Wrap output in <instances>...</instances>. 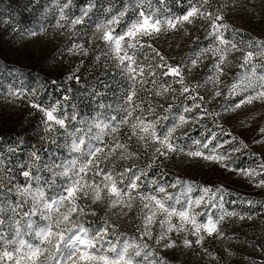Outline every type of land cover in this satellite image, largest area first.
Returning <instances> with one entry per match:
<instances>
[{"label":"snow or ice","instance_id":"obj_1","mask_svg":"<svg viewBox=\"0 0 264 264\" xmlns=\"http://www.w3.org/2000/svg\"><path fill=\"white\" fill-rule=\"evenodd\" d=\"M71 2L72 0H66L61 7L56 27H65L61 21L69 20L64 9ZM143 3L144 0H129L127 7L118 11L109 9V18L95 25V30L99 33L96 38L103 41L106 52L113 54L118 61L116 67L132 81L125 97L126 106L122 108L126 115L118 121L116 116L110 117L114 122L112 124L96 122L94 119L87 129L75 128L68 133L71 137L69 155L72 158L60 163L53 161L51 165L45 164L44 167L51 172V176L44 184L40 183V176L35 175L31 167L21 172L25 178L23 185L13 184L14 177L6 179L0 173V185L8 186L9 191L15 187L20 197L14 202L0 200V264H167L159 255L161 250L201 246L206 236L222 239L223 230L220 225L225 217H236L241 221L253 219L250 213L228 211L223 207L224 196L228 194L223 188L202 187L199 191L210 195L207 198L204 195L193 197L191 193L195 186L191 181L175 177L167 182L151 178L150 173L157 160L163 162L173 155H179L219 164L228 171L237 172L249 179L256 187L264 188V159L254 153V158L260 160L255 169L234 168L231 163L233 155L246 150L249 145L238 140L220 123L223 114L234 113L256 102L264 104V63L255 62L256 58L264 57V41L245 45L226 37L229 26L224 22V9L229 4L235 7L238 0H227V3L220 4L215 11L208 10L211 7L210 0H195L185 14L165 16L163 19L156 12H146ZM129 8L138 10L135 11V19L126 25V29L117 32L116 28ZM86 16L85 11L81 16L71 19L70 26L75 28L76 25L84 24ZM197 19L206 22L203 27H206L205 39L209 43L199 50L194 49L193 56L182 58L177 64L169 63L167 57L143 39H156L158 34L169 29L179 30L186 23L192 24ZM43 31L45 29L41 27L39 30L28 31L27 35L36 37ZM88 42H92L91 38ZM145 48L150 49L154 55L145 57L147 62L141 63L136 59V51ZM67 51L87 55L83 44H72ZM232 52L242 54L237 65L242 71L233 75L232 83L225 93L221 87L222 78L228 75L227 69L232 63L228 57ZM209 53L212 62L207 71L211 74L202 82L196 81L190 86L185 82L186 76L193 68L199 67L203 63L202 58ZM162 77H172V80H161ZM73 78L74 75L68 76L69 80ZM149 83L157 87L156 96L172 93L173 103H169L167 107L163 104L154 106L151 99H141L140 103H136L133 100L138 92L136 85L144 88ZM173 84H179L180 88H174ZM208 84L212 88L208 89L206 99L198 89ZM145 90L149 93L153 91ZM177 92L184 100L190 99L192 103L189 105L182 101L180 105H175ZM6 94L15 99L36 95L34 91L25 93L22 88L14 87H9ZM218 97H223L225 101L221 110H209L206 104ZM63 99L67 100L68 97ZM145 102L148 104L147 108L143 107ZM29 103L32 108L43 113L42 123L46 131H54L55 125L68 131L66 121L69 116L57 115L62 111L59 101L47 107L34 100ZM174 106L177 108L175 112ZM157 107L162 109V113H157ZM137 111L139 115L133 118ZM70 119L77 120V114L73 112ZM207 119H211L213 128L219 131L209 128L207 123H200ZM188 124L200 125L203 130L201 139L193 138L188 131L176 135L178 130ZM121 125H127L130 129L125 142H121L120 136L115 135L119 133ZM93 127L100 130L95 136L90 134ZM105 129H110L114 134L111 141L102 139ZM205 132L210 135H205ZM258 135L260 139L256 143H261L264 141V127L259 129ZM133 138L148 153L147 164L143 167L134 164L121 169L113 162L108 166L109 159L117 150L121 151L122 158L123 153H127L128 156L139 159V149L128 151L127 141ZM55 142L53 139L52 143ZM225 145L233 146L227 152H221L220 149ZM73 153L81 155L72 156ZM32 156L35 160L40 159L35 152ZM167 175L166 172L160 173V176ZM57 177L60 178L59 183ZM256 177L260 179L257 180ZM32 181H36V185ZM45 184L53 190V195H46ZM168 189H179V192L172 193ZM240 202L253 208L259 203L264 208V202L243 198ZM98 203L104 205V216L100 217L98 225L93 226L83 218L97 216L98 213L92 206ZM25 205H29L26 211ZM201 206L203 211H196ZM117 208L124 216L136 209L135 219L140 221L136 224L138 236H127L110 222L108 213ZM216 208H219L218 215L210 210ZM201 216L205 218L203 221L199 220ZM33 217H39L43 223L32 219ZM149 257L154 259L149 260Z\"/></svg>","mask_w":264,"mask_h":264},{"label":"rangeland","instance_id":"obj_2","mask_svg":"<svg viewBox=\"0 0 264 264\" xmlns=\"http://www.w3.org/2000/svg\"><path fill=\"white\" fill-rule=\"evenodd\" d=\"M16 8L28 5L29 9L33 11L36 15L33 16L31 23L32 25L25 30H13L9 29L7 33L0 36V59L3 65H9L14 67V69H25L37 75H45L49 78L60 81L61 83H66L70 81L68 79L69 75H78L81 70H84L88 78H92L94 81L97 79H102L99 81L95 87H91V92L94 93L99 99V103L90 107L87 111L81 112L77 116V120H73L69 126L87 129L93 124V120L96 122L103 121L104 123L112 124L111 120H108V115L115 114L117 121L125 116L126 113L122 111V108L126 106L125 97L128 94V90L132 81L127 78V74H123L116 67L118 61L114 58L113 54H108L105 49L103 41L97 39L99 33L96 32L95 27H86L79 31L70 26V20L76 17L70 16L67 13V8L64 9L65 15L69 17V20L61 21L65 24L64 28L56 27L57 21L60 17V9L66 3V0H48L44 3V6L40 10L38 6H35L37 0H11ZM195 3V0H193ZM129 1L125 4L127 7ZM227 3V0H210L211 7L209 11H215L217 7L222 4ZM144 10L156 12V14L163 19L167 14L166 11L162 10L156 0H144L143 3ZM150 6V7H149ZM90 7H85L83 13L89 12ZM138 11V10H135ZM135 11L131 8L127 12V20L124 24L130 23L135 19ZM164 11V13H163ZM224 22L229 26V30L225 33L226 37L234 38L237 41L243 42L247 45L254 41H264V0H238V4L233 7L231 4L224 9ZM4 15L0 16V30L3 28ZM206 25L204 20H195L192 24H185L184 28L179 30H167L162 34H158V38L155 39V43L160 45L162 51H160L165 57L168 58V62L171 64L179 63L182 58L193 56V50H199L208 45L209 41L205 39L207 34ZM41 27L45 29L40 35L36 37L28 36L27 32L30 30H39ZM116 28V31L121 28ZM126 29V28H125ZM89 38H91V43H89ZM144 37L143 39L146 40ZM72 44H83L85 49H87V55L69 53L67 51L68 47ZM153 45V44H152ZM154 46V45H153ZM131 51V50H130ZM143 52V57L138 60L141 63H146L145 57H151L154 54L150 49H140L136 52ZM242 54L240 52L229 53V60L232 63L229 65L227 71L228 75L223 77V84L221 87L226 93L228 87L232 83V77L235 73L241 72L242 69L237 67L240 63L239 57ZM99 57V60H97ZM137 59V57H136ZM203 63L199 64V67L193 68L191 73L186 76L185 82L190 86L194 85L196 81H203L207 75H210L207 71L208 66L212 62L211 54H206L203 58ZM256 63H264V57H258L255 60ZM78 69V71H77ZM159 71V70H158ZM139 80L140 78L137 77ZM151 79V78H149ZM171 81L172 77L161 78V80ZM6 89L0 90V122L5 121L13 113L24 111L26 104L20 99H15L9 97L6 93L8 90V85ZM174 88L179 89V84H173ZM138 92L137 96L133 97L136 103H140L141 99H151L153 105L163 104L165 107L169 103H173V94L165 93L162 96H156L155 91L157 87L151 83L147 84L144 88H141L139 84L136 85ZM212 88L211 84L206 85L203 88L198 89L201 95H204L207 99L209 92L208 89ZM145 89H152L153 91L149 93ZM237 99H239L237 97ZM26 101V100H25ZM183 101L185 104L192 103V101L184 100V97L179 95L177 92L175 94V105H180ZM225 103L223 97H218L211 103H207L206 106L209 110L219 112L222 105ZM103 105V107H101ZM128 107H131L130 105ZM144 108L148 107L147 102L143 105ZM173 111H177L174 106ZM157 113H162V109L157 107ZM139 115V111L133 114V118ZM27 118L36 125V129H42L43 133L39 135V145H46L49 147H58L61 153L55 160L49 161L48 159L42 157L40 163L43 164V169L51 172L44 167L45 164L51 165L53 161L60 163L66 159H71L69 155V145L71 144V137L68 133L72 132L70 128H67V132L62 128L60 131V126L55 125L54 131L48 132L45 130L43 120V113L32 112L27 115ZM152 117H149L151 119ZM84 121V122H81ZM131 122V121H130ZM200 123H207L209 128L214 131H219L213 128L212 120L207 119L201 121ZM220 123L223 127L229 130L238 140H243L249 147L246 150L235 153L232 157V166L237 169H255L260 160H256L253 154H257L264 159V141L261 143H256L260 139L258 135L259 129L264 127V104L259 102L253 105H247L237 110L234 113L223 114L220 119ZM246 125V126H245ZM99 129L95 127L92 128L91 135L95 136L99 133ZM188 131L191 133L193 138L201 139L200 125L192 124L186 125L184 128L178 130L176 135H180L182 132ZM130 133V129L127 125H121L118 134L120 136L121 142L127 140V136ZM77 135H82V133H77ZM112 134L110 129H105V135L102 136L104 141H111ZM205 135H210V133L205 132ZM86 138V137H85ZM55 139V143L52 140ZM224 139H229L224 137ZM95 143L96 141L93 140ZM129 144L128 151L132 149L137 151L140 150V158L137 159L134 156H128L127 153H122L120 150L111 157L108 161V166L114 162L117 168H123L126 166H133L138 164L143 167L148 162V153L145 152L139 145V142L133 138L131 141H127ZM182 143H187L188 141H181ZM233 145H225L221 148V152H227ZM237 146H239L237 144ZM107 152L108 149L106 148ZM80 153H73L72 156H80ZM104 167V165H101ZM161 172L168 173L167 176H160ZM0 173H4L0 170ZM151 178L161 179L162 181L171 182L175 177H181L183 179L191 181L195 188L191 195L196 197L198 195H204L207 198L206 193H201L199 191L202 187H212V188H223L228 194L224 196L223 207L228 211L235 210L240 213H249L248 209L251 207L242 204L240 200L251 199L254 201L261 202L264 199V188L256 187L249 179L239 175L237 172L228 171L227 169L221 167L219 164L204 161L202 159H192L188 157H182L179 155H173L172 158L168 160H157L155 166L153 167L151 173ZM57 179H60L57 177ZM260 179V177H256ZM13 184H16L13 181ZM7 191L9 187L3 185ZM151 191V189H149ZM169 192L178 193L179 189H168ZM10 193H13L16 197L20 199L16 193L15 187L11 188ZM0 200H4L0 198ZM6 201V200H5ZM9 202V201H7ZM31 201H29V204ZM259 205V203L257 204ZM29 205H25V211ZM96 209L97 216H87L84 220H91L95 217L96 221L100 223V217L104 216V205L103 203H98L92 206ZM214 215L219 214V208L210 209ZM125 211H127L125 209ZM135 211L129 212L128 215L124 216L120 214L119 208L114 209L108 213V218L111 223L118 226V230L127 236H138L139 233L136 231V224L140 221L135 219ZM196 211H203V206L196 209ZM115 213V214H114ZM263 216V215H262ZM32 219L37 220L40 223L43 221L39 220V217H33ZM205 218L203 216L199 217V220L203 221ZM255 217L252 220L241 221L236 217H225L224 221L221 222L220 227L223 230V238H216L215 236L205 238L203 245L193 246L192 248H182L178 247L171 250H161L159 255L163 257L167 264H214L218 261L223 260L226 264H235L237 262H244L246 264H256V258L253 254L250 256L251 260L246 262L248 259L249 251H246L243 245L238 242L234 236L241 234L242 230L246 228H256L257 223H253ZM175 221V218H174ZM260 227V225L258 224ZM28 238V237H25ZM190 239H195V237H189ZM151 243V241H149ZM209 253L211 255H209ZM215 257L216 259H213ZM154 259V257H149V260Z\"/></svg>","mask_w":264,"mask_h":264},{"label":"trees","instance_id":"obj_3","mask_svg":"<svg viewBox=\"0 0 264 264\" xmlns=\"http://www.w3.org/2000/svg\"><path fill=\"white\" fill-rule=\"evenodd\" d=\"M33 1V0H32ZM129 0H72L71 4L67 7V13L73 17H79L83 13L85 7H90L87 16L85 17V23L77 25L76 30L79 31L83 28L95 27L96 24L104 22L109 18V9L118 11L125 7V4ZM48 0H37L36 5L41 10L44 3ZM161 9L166 11L164 14L168 16H181L194 3L193 0H156ZM4 15L3 28L0 30V36L4 35L9 31L13 30H25L29 28L32 23L31 20L34 14L29 9L28 5L16 8L11 0H0V16ZM127 20V15L121 20L120 26H122L118 32L126 28L124 22ZM172 30V29H171ZM169 30V31H171ZM148 43L154 45L159 51H162L155 39L145 38ZM137 60H141L143 52H136ZM78 78V80H77ZM102 79L94 81L92 78H88L84 70H81L78 75H75L73 79L66 83H61L58 80L49 78L45 75H35L34 72L25 69H14L9 65H3L0 59V90L6 89V86L14 88H22L25 93L34 91L35 96L27 95L20 101L25 102V109L22 112L13 113L8 119L0 122V170L3 171L5 178L9 176L14 177L16 184L23 185L25 178L21 175V172L26 168L31 167L32 172L40 176L41 184L50 176L49 172L43 169V164L40 163L42 157L49 161L58 158L61 153L58 147H49L46 145H39V135L43 133L42 129H36V125L33 124L27 115L32 112H38L30 106L29 101L34 100L37 103L47 107L48 105L60 102L62 111H59L57 115L64 116L68 115L69 120L66 121V126H69L73 120L70 116L75 112L78 116L82 111H87L90 107L99 103L98 97L91 92L90 88L98 85L97 83ZM8 87V89H9ZM67 96L68 99L63 98ZM26 100V101H25ZM191 104V103H190ZM115 114L108 115V120ZM70 130H74L73 127H67ZM62 131V128H60ZM12 149V151H10ZM35 152L39 156V160H35L32 153ZM130 152H134L132 149ZM140 158V157H139ZM35 160V163L33 162ZM39 168V170H37ZM60 179H57L59 183ZM33 185H36V181H32ZM46 195H53V190L49 189L47 185H44ZM0 198L6 201L14 202L19 198L7 191L3 185H0ZM264 202V199L261 201ZM25 210V208H24ZM248 212L255 217L253 223H257L256 228H246L242 230L239 235H235L234 238L240 244L249 251L248 259L246 262L251 260L250 256L253 254L256 258V264H264V208L260 205L251 207ZM263 215V216H262ZM91 222L93 226L98 225L95 217L91 220H85ZM260 225V227L258 226ZM87 226V224H86ZM214 264H226L223 260L218 261ZM232 264V263H230ZM235 264H246L244 262H237Z\"/></svg>","mask_w":264,"mask_h":264}]
</instances>
